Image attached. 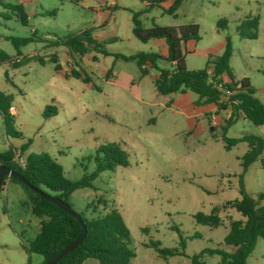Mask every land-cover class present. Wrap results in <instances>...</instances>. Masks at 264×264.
<instances>
[{
    "label": "rangeland",
    "instance_id": "obj_1",
    "mask_svg": "<svg viewBox=\"0 0 264 264\" xmlns=\"http://www.w3.org/2000/svg\"><path fill=\"white\" fill-rule=\"evenodd\" d=\"M3 2L21 4L28 24L23 25L0 6V36L31 37L36 32L44 41L22 50L24 54L39 51L40 58L17 61L11 41L0 37V51L11 58L0 62V90L12 96L15 117L8 133L0 114V154L14 148L15 158L26 159L45 152L63 167L65 177L77 181L95 171L100 147L119 143L128 155L129 166L102 172L93 182L94 188L73 193L69 203L75 212H87L88 217L95 218L117 209L130 232L129 247L134 253L130 264H191L192 256L207 249L232 251L224 243L230 220L244 218L225 206L241 198L238 175L248 146L241 143L227 150L224 135L229 139L246 135L264 138V125L257 126L238 113L236 122L224 133L222 126L230 112L221 111L223 124L212 125L213 113L201 116V110H193L197 95H160L153 84L158 71L141 77L135 61L116 59V55L164 53V43H143L133 35L132 12L147 9L140 0H106L112 15L104 31L96 28L101 21L95 10L99 0ZM170 6L167 2L151 8L141 17L142 26L178 29L198 25L201 40L188 42L187 48L182 46L189 70L205 68L210 55L221 56L229 36L233 46L231 76L236 81L248 78L256 98L264 104V0H185L177 17L166 13ZM4 13L11 20H4ZM255 17L259 20L257 38H241L239 27ZM220 20H226L228 26L218 28ZM87 29L93 30L95 40L110 55L90 51L81 56L66 46L48 47ZM159 66L167 67L162 62ZM73 70L90 83L72 77ZM222 80L228 83L230 77L224 74ZM244 180L254 199L264 194V152ZM261 203L264 205V200ZM215 207L221 209L222 226L210 228L196 223V214H210ZM43 220L46 218L32 213L21 185L7 179L0 192V264L44 261L43 256L29 252ZM182 239L185 256L168 260L146 247L159 242L162 248L181 251ZM204 259L207 264H220L219 256ZM84 264L100 263L89 259ZM246 264H264L263 239H258Z\"/></svg>",
    "mask_w": 264,
    "mask_h": 264
},
{
    "label": "trees",
    "instance_id": "obj_2",
    "mask_svg": "<svg viewBox=\"0 0 264 264\" xmlns=\"http://www.w3.org/2000/svg\"><path fill=\"white\" fill-rule=\"evenodd\" d=\"M0 0V6L15 15L23 25L28 24V15L21 4L11 5ZM147 4V9L141 12H132L133 15V35L141 42L148 43L152 40H164L167 48V56L157 53H137L132 56L116 55V59L130 62L135 61L141 77L149 76L151 70L158 71L159 75L154 79L153 84L158 94L166 96L173 94L194 93L199 97L196 106L214 104L217 112L230 110V117L226 120V125L222 126L224 133L236 122L238 113H242L246 119L257 126L264 125V104L255 96V90L248 78L236 81L230 73V60L233 56L232 40L225 37V48L221 56L213 58L212 55L206 63L205 68L199 70H189L185 63V55L182 46L188 42H198L201 40L200 27L196 24L180 26L178 29L153 25L144 28L141 17L149 12L151 8H160L169 0H140ZM171 6L166 13L177 17V11L185 0H170ZM55 14V13H53ZM3 19L11 20L8 13H4ZM259 20L252 18L245 22V27H239L238 33L241 38L256 39ZM228 22L220 20L218 28H226ZM248 28V29H247ZM91 29H87L78 35L50 43L48 47L66 46L71 51L81 56L90 51L100 52L105 56L110 55L102 48V43L95 40ZM36 32L31 37H7L19 53L27 45L44 41L36 37ZM3 54V55H2ZM0 62H7L10 57L2 53ZM16 65L17 63L13 61ZM44 63L43 61H41ZM162 62L167 67H160ZM212 70V75H209ZM227 74L230 82L223 83L222 76ZM72 77L81 79L89 84L87 77H83L79 72L73 70ZM222 84V89L219 85ZM223 89L231 94L226 95ZM13 98L11 95L0 90V114L5 119L7 132L10 133L12 123H14ZM213 129V128H212ZM16 135H18L16 133ZM226 149L230 150L241 143L248 146V150L241 157L242 172L238 175V188L241 198L239 200L226 203V208L237 211L244 220H230V229L225 237L224 243L232 248V251L222 249H207L191 257V264H207L205 257H220V264H246L249 256L255 249L258 239L264 240V194H260L258 199H254L246 190L245 175L249 168L260 158L264 152V138L255 135H246L241 138L229 139L224 135ZM30 142L22 148V153L27 150ZM96 156V169L92 173H86L80 180L73 181L65 177L63 167L49 154L43 152L30 154L26 158V167L21 168L15 161L16 149L11 148L7 152L0 154V166H6L11 170L21 174L31 185L40 189L48 195L59 198L69 203L70 196L78 190L94 188L93 182L99 174L105 171H114L118 167H128L129 160L127 153L119 143H109L100 147ZM7 179H11L21 185L26 192L32 213L42 221L40 233L31 242L29 252L41 255L47 264L53 260L60 252L72 244L82 233L80 224L57 205L44 200L38 194L30 190L20 181L5 177L1 190ZM99 203L104 202L102 200ZM71 206V205H70ZM96 207L95 205H93ZM72 207V206H71ZM96 208H94L95 210ZM221 209L215 207L210 214L198 213L195 220L198 225L210 228H218L223 225L220 216ZM87 212L78 213L82 216L87 226L85 240L71 253L63 257L58 264H84L89 259H95L100 264H130L134 257L130 249V232L124 222L121 213L113 209L109 214L102 217L90 218ZM149 231L143 229L144 233ZM195 238L200 237L195 235ZM182 250L162 248L159 242H151L146 247L156 250L158 255L168 260L175 256H185V240L182 239Z\"/></svg>",
    "mask_w": 264,
    "mask_h": 264
},
{
    "label": "water",
    "instance_id": "obj_3",
    "mask_svg": "<svg viewBox=\"0 0 264 264\" xmlns=\"http://www.w3.org/2000/svg\"><path fill=\"white\" fill-rule=\"evenodd\" d=\"M5 177L14 178L18 181H20L22 184L27 186L30 190L38 194L41 198H43L46 201H49L55 205H57L60 209L65 211L68 215L73 217L82 227V233L79 236L78 239H76L72 244H70L67 248H65L62 252H60L53 260L48 262L47 264H58V262L65 256H67L69 253L74 251L86 238L87 235V226L85 225L82 216L75 212L73 208L70 206V204L64 202L63 200L53 197L51 195L46 194L45 192L41 191L40 189L34 187L27 181L21 174L17 173L14 170H11L10 168L6 166H0V189L2 182Z\"/></svg>",
    "mask_w": 264,
    "mask_h": 264
},
{
    "label": "crops",
    "instance_id": "obj_4",
    "mask_svg": "<svg viewBox=\"0 0 264 264\" xmlns=\"http://www.w3.org/2000/svg\"><path fill=\"white\" fill-rule=\"evenodd\" d=\"M167 2H171L170 0L169 1H167ZM166 2V3H167ZM99 7L98 8H96L95 10H97V16L100 18L101 17V21L96 25V28H98V29H101L102 31H104L105 29H106V27H107V24H108V20H109V18H110V16L112 15V13L110 12V10L108 9V7H107V2H106V0H99ZM101 4H104V5H101ZM165 4V3H164ZM146 5V7H147V4H145ZM118 7L117 6H115L114 7V9H117ZM118 33V32H117ZM116 33V34H117ZM100 36H102V34L101 35H99V37ZM0 37H3L5 40H7V37H10V36H6V35H2V36H0ZM101 38V37H100ZM152 41H154V40H152ZM155 41H158L159 43H160V45H163V43H164V53L163 54H161V55H163V56H167V54H168V48H167V45H166V43H165V41L164 42H161L162 40H155ZM190 43H193V42H189L188 44H190ZM185 47L187 48V44H185ZM186 48H185V50H186ZM22 50L23 49H21V51L18 53L17 52V57L18 58H25V60L28 58V59H32V58H35V57H38V58H40L41 56H40V54H39V51H38V53H37V51H35L34 53H28V54H24L23 52H22ZM2 53H5L4 51H0V54H2ZM5 54H7V53H5ZM3 55V54H2ZM8 55V54H7ZM9 56V55H8ZM10 57V56H9ZM11 59V58H10ZM193 106H192V108H193V110H197V109H199V110H201V116H206L207 114H209V113H213V115H212V118H211V123H212V125L213 124H223V121H224V118H223V116H221V114H220V112L221 111H219V112H216L217 111V107L214 105V104H210V105H202V106H196L195 104H192ZM226 112H230V110H226ZM14 113V112H13ZM231 113V112H230ZM229 114V113H228ZM230 117V116H229ZM228 117V118H229ZM227 118V119H228ZM227 119H225V120H227ZM212 128H214L213 126H212Z\"/></svg>",
    "mask_w": 264,
    "mask_h": 264
},
{
    "label": "built area",
    "instance_id": "obj_5",
    "mask_svg": "<svg viewBox=\"0 0 264 264\" xmlns=\"http://www.w3.org/2000/svg\"><path fill=\"white\" fill-rule=\"evenodd\" d=\"M20 58H17V61H19ZM209 75H212V70H209ZM219 87L222 89V84L219 85ZM223 91L226 93V95H230L231 93L225 89H223ZM16 163L21 167V168H25L26 167V159H22L21 157H16L15 158Z\"/></svg>",
    "mask_w": 264,
    "mask_h": 264
}]
</instances>
